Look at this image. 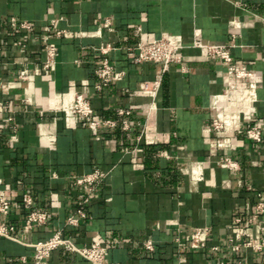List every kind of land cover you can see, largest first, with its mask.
Wrapping results in <instances>:
<instances>
[{
  "label": "crops",
  "instance_id": "crops-1",
  "mask_svg": "<svg viewBox=\"0 0 264 264\" xmlns=\"http://www.w3.org/2000/svg\"><path fill=\"white\" fill-rule=\"evenodd\" d=\"M10 17L30 30L12 28ZM160 38L183 45L181 63L166 72L154 63L134 65L119 50ZM193 41L228 46L231 62L208 57ZM108 44L118 48L107 57L124 77L97 92V49ZM50 45L55 62L45 69ZM227 65L252 77L230 76ZM155 80V92L140 91L142 82ZM76 95L89 101V120L115 127L91 129L89 120L69 113ZM249 119L259 121L260 143L245 138ZM214 120L227 126L213 131ZM224 157L239 170L223 166ZM94 166L106 178L84 208L87 218L67 226L78 198L70 182ZM25 192L47 213L45 224L24 227ZM258 193L264 194V0H0V195L13 200L5 222L17 239L0 238V264H32L30 244L57 231L78 246L102 242L107 264H212L231 257L228 240L243 227L234 220L249 218ZM196 229L206 242L201 251L188 247ZM248 233L264 236L257 222ZM148 240L153 251L143 248ZM239 257L264 263V252L252 249ZM45 264L89 262L59 249Z\"/></svg>",
  "mask_w": 264,
  "mask_h": 264
},
{
  "label": "built area",
  "instance_id": "built-area-1",
  "mask_svg": "<svg viewBox=\"0 0 264 264\" xmlns=\"http://www.w3.org/2000/svg\"><path fill=\"white\" fill-rule=\"evenodd\" d=\"M58 20L54 19L49 22L46 27V31L50 33L51 29L56 28ZM107 25L109 24L106 21ZM9 25L12 28H17L21 31L28 32L30 25L27 21L18 20L14 17L9 18ZM63 31L57 30L54 32L56 37H60ZM20 45L19 42L15 43ZM194 48L203 49L206 55L211 58L221 60L228 64L231 62L229 54V47L221 44H203L200 41H193L191 44ZM183 48V45L178 44L176 41L170 38L154 39L148 42H137L132 47L119 48L127 57H129L134 65H142L145 63H154L160 65L162 72H166L170 65L181 63L182 56L179 51ZM118 48L112 45H106L97 49L101 55V61L95 69V76L98 79L95 85V90L101 92L104 87L117 81H121L124 77V72L118 71L111 64L107 54L112 50ZM56 57V49L53 45H50L45 50V61L42 63V67L47 69L54 62ZM227 74L237 79H246L252 77V73L244 67H235L227 65ZM20 79L26 80V76H20ZM160 85V80L144 81L140 84V91L143 92H155ZM215 104V102H214ZM67 111L77 117L81 121L89 120L93 116V109L89 101L82 95H76L74 99L68 103ZM119 116H129L130 111L118 110L116 111ZM88 125L91 129H97L100 126L115 127L116 123L111 120L96 121L89 120ZM227 126L226 123H222L218 120L212 121V130L219 132ZM130 125L127 121L121 122V129L124 131L129 130ZM245 138L252 143H260L262 141V130L259 125V121L255 119H249L246 128L244 130ZM221 163L228 170L236 172L239 170L238 164L228 157L221 159ZM106 172L97 166H94L89 172L82 175L75 176L70 182V189L78 195L76 201V208L74 212L68 216L66 225L70 227H77L81 220L87 218L85 207L88 205L92 195L101 186L106 178ZM256 202L253 206V211L246 221H242L237 218L234 220V225L243 224L234 238L228 240L227 251L230 254V258L216 260L212 264H248L246 261L239 257L242 249H252L256 252H264V236L256 240H253L248 233V228L253 226L254 222L258 224V230L264 232V194L258 193ZM20 204L28 209L23 219V225L27 229H32L35 226H40L46 223L47 213L34 207V201L30 193L25 192L21 195ZM13 205L11 197L6 195H0V238H5L14 242L17 239L13 236L14 226L7 224L5 219L10 214ZM201 230L196 229L190 233L186 238L189 243L188 247L191 250L201 251L205 249L206 242L200 238ZM33 249V263L32 264H45L52 252L56 250H63L66 253L78 255L87 260L89 264H107V256L109 247L102 242L94 241L88 245L78 246L75 240L71 237H64L62 232L57 231L53 233L48 239L44 241H38L30 244ZM143 248L146 251H153V242L148 240L143 244ZM217 250V248H213ZM259 264H264L259 263Z\"/></svg>",
  "mask_w": 264,
  "mask_h": 264
}]
</instances>
